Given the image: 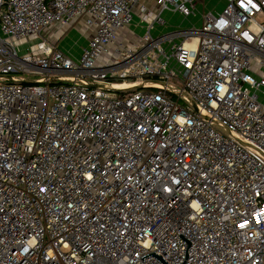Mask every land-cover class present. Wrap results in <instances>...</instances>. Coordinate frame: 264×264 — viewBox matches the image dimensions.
Wrapping results in <instances>:
<instances>
[{
  "label": "built area",
  "instance_id": "built-area-1",
  "mask_svg": "<svg viewBox=\"0 0 264 264\" xmlns=\"http://www.w3.org/2000/svg\"><path fill=\"white\" fill-rule=\"evenodd\" d=\"M153 1L0 0V264H264V0Z\"/></svg>",
  "mask_w": 264,
  "mask_h": 264
},
{
  "label": "rangeland",
  "instance_id": "rangeland-1",
  "mask_svg": "<svg viewBox=\"0 0 264 264\" xmlns=\"http://www.w3.org/2000/svg\"><path fill=\"white\" fill-rule=\"evenodd\" d=\"M145 3L147 6L153 11L156 12L158 10L157 5L154 3L153 0H145ZM222 0H201L198 3L197 9L202 12L203 10L205 12L207 11H220L222 9ZM163 18L166 22L165 26H158L155 27L152 31L153 35H162L165 33H168L170 31H173L175 29H185L192 24L195 25V27L200 26V20H198V17L191 18V19H184L181 15L174 13V12H164ZM137 14V7L133 10V20H132V27L137 32V34L144 33L146 26L143 23H140V19ZM52 29V27L50 28ZM50 29L45 31L42 36L46 37L47 35H50ZM85 30V26L82 22H78L76 25L72 27H67L63 29V31L60 33V35L57 37L58 41V48L61 51H65L67 55L69 54L70 57L77 58L80 56L81 49L85 44V40L88 39V36L84 35L83 32ZM37 38H29L26 41L21 42L20 45V52H23L24 50H30L32 47H34L35 43L37 42ZM20 77L27 76L28 78H31L36 74L30 75L26 73H18Z\"/></svg>",
  "mask_w": 264,
  "mask_h": 264
},
{
  "label": "crops",
  "instance_id": "crops-1",
  "mask_svg": "<svg viewBox=\"0 0 264 264\" xmlns=\"http://www.w3.org/2000/svg\"><path fill=\"white\" fill-rule=\"evenodd\" d=\"M224 5H225V2H224V0H222V6L224 7ZM51 27H52V29H50ZM51 27L49 28L50 29L49 31L51 32L50 35H47L46 37L50 40V42H53V43H57L58 44L57 37L60 35V33L63 31V29L67 28L68 26H66V27H60L58 25H54V26H51ZM84 33H85V35L87 34L86 32H83V34ZM142 34H137V32L134 30V28L132 26H130L128 29H125V30L121 31L119 33V36L124 41V43H126V44H132V43L136 42L142 36ZM86 42H87V40H85L84 46L86 45Z\"/></svg>",
  "mask_w": 264,
  "mask_h": 264
},
{
  "label": "water",
  "instance_id": "water-1",
  "mask_svg": "<svg viewBox=\"0 0 264 264\" xmlns=\"http://www.w3.org/2000/svg\"><path fill=\"white\" fill-rule=\"evenodd\" d=\"M136 89H139V87H137V88H132V89H128V90H126V91H132V90H136Z\"/></svg>",
  "mask_w": 264,
  "mask_h": 264
},
{
  "label": "bare ground",
  "instance_id": "bare-ground-1",
  "mask_svg": "<svg viewBox=\"0 0 264 264\" xmlns=\"http://www.w3.org/2000/svg\"><path fill=\"white\" fill-rule=\"evenodd\" d=\"M106 87V86H105Z\"/></svg>",
  "mask_w": 264,
  "mask_h": 264
}]
</instances>
